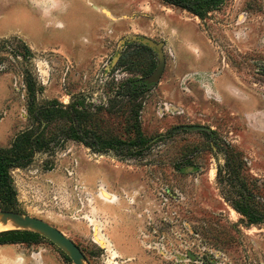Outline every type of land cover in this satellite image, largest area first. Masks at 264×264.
<instances>
[{"label": "rangeland", "instance_id": "1", "mask_svg": "<svg viewBox=\"0 0 264 264\" xmlns=\"http://www.w3.org/2000/svg\"><path fill=\"white\" fill-rule=\"evenodd\" d=\"M140 39L160 45L164 60L138 117L150 148L120 159L60 138L10 171L12 212L60 230L87 264H264V223L236 213L216 179L226 154L237 153L264 182V0H225L205 20L160 0H0V147L37 128L25 68L43 89L37 105L83 100L99 130L132 138L133 105L114 91L157 70V51ZM4 41L26 44L30 62ZM120 57L134 73L117 66ZM0 264L72 263L41 237L0 246Z\"/></svg>", "mask_w": 264, "mask_h": 264}, {"label": "trees", "instance_id": "2", "mask_svg": "<svg viewBox=\"0 0 264 264\" xmlns=\"http://www.w3.org/2000/svg\"><path fill=\"white\" fill-rule=\"evenodd\" d=\"M160 1L164 5L186 11L200 20H205L211 12L219 9L225 2V0ZM2 43L8 47L14 59L20 60L23 64L29 63L32 59L29 47L23 42H17L14 46L10 41ZM2 60L4 57L0 56V66ZM118 60L117 66L125 68L129 73H134L132 66L131 68L125 67L128 64L123 62L122 57ZM25 69L23 81L26 90L27 112L29 120L37 123V128L20 132L8 148L0 147V211H14L16 191L10 171L13 168L26 167L36 153L50 151L60 138L78 142L94 153L113 151L120 159L142 157L150 148L149 141L142 134L138 117L142 108V99L153 86L145 83L143 79L152 73L154 65H151L149 69L139 71V76L125 79L117 85L114 91L115 97H120L121 101L125 100L133 105L130 110L132 123L125 127L126 133L133 134L130 139H119L107 131L99 130L93 122L94 113L90 110L91 103L86 104L83 100L66 106L57 101L37 105V95L43 89L37 85L30 71ZM121 108L122 105L117 110ZM106 110L111 112L114 108L112 109L111 106ZM58 123H61L60 126L64 125L63 128L56 135L49 134L50 127L57 126ZM203 132L211 137V132L206 130ZM216 179L222 198L236 213L250 225L264 223V182L251 178L243 171L242 161L237 153L226 154L224 165L217 168ZM40 238L39 235L29 231L8 230L0 232V246L36 243Z\"/></svg>", "mask_w": 264, "mask_h": 264}, {"label": "water", "instance_id": "3", "mask_svg": "<svg viewBox=\"0 0 264 264\" xmlns=\"http://www.w3.org/2000/svg\"><path fill=\"white\" fill-rule=\"evenodd\" d=\"M140 40H142V44L155 49L159 56V66L157 70L152 75L143 79L145 83L150 85L158 81L159 76L161 75V72L163 70L164 60L160 52L161 46L156 45L147 39ZM0 223H2L3 225L11 223L13 228L8 230L29 231L48 240L61 252H63L70 259L72 264H87L84 254L70 238H68L54 226L41 219L12 211H0Z\"/></svg>", "mask_w": 264, "mask_h": 264}, {"label": "bare ground", "instance_id": "4", "mask_svg": "<svg viewBox=\"0 0 264 264\" xmlns=\"http://www.w3.org/2000/svg\"><path fill=\"white\" fill-rule=\"evenodd\" d=\"M12 228H13V226L11 225V223H8L6 225H3L2 223H0V232L6 231V230L12 229Z\"/></svg>", "mask_w": 264, "mask_h": 264}]
</instances>
